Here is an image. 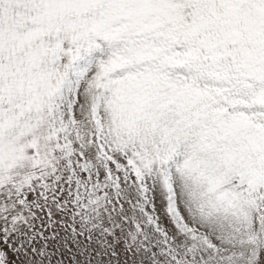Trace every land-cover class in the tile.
<instances>
[{"label": "snow or ice", "instance_id": "snow-or-ice-1", "mask_svg": "<svg viewBox=\"0 0 264 264\" xmlns=\"http://www.w3.org/2000/svg\"><path fill=\"white\" fill-rule=\"evenodd\" d=\"M0 264H264V0H0Z\"/></svg>", "mask_w": 264, "mask_h": 264}]
</instances>
